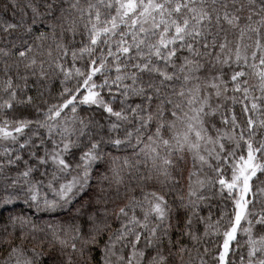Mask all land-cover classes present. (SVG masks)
<instances>
[{
  "label": "snow or ice",
  "instance_id": "snow-or-ice-1",
  "mask_svg": "<svg viewBox=\"0 0 264 264\" xmlns=\"http://www.w3.org/2000/svg\"><path fill=\"white\" fill-rule=\"evenodd\" d=\"M11 3L13 19L0 21V31L17 37L0 48V139L18 150L13 156L6 148L0 160V264H192L193 250L181 240L199 245L210 232L222 239L212 264H235L238 232L247 237L240 264H264V207L254 204L264 201V187L252 183L264 176V0ZM49 72L62 77V102L49 104L35 124L59 139L51 149L31 137L19 143L33 123L15 118L35 107L29 74L51 83ZM213 97L238 103L239 113L222 112ZM78 106L115 120L100 124ZM217 113L223 127L213 122ZM121 128L122 137L112 135ZM25 148L28 159L19 154ZM210 187L227 194L231 211L205 223L201 235ZM38 233L59 245L54 256L28 246ZM208 252L196 247L198 264H208Z\"/></svg>",
  "mask_w": 264,
  "mask_h": 264
},
{
  "label": "trees",
  "instance_id": "trees-1",
  "mask_svg": "<svg viewBox=\"0 0 264 264\" xmlns=\"http://www.w3.org/2000/svg\"><path fill=\"white\" fill-rule=\"evenodd\" d=\"M21 3L24 2V0H20ZM13 11L12 8V3L11 0H0V21L3 20H12V16L11 13ZM14 22V21H13ZM230 39H232V36L230 35L229 37ZM25 39H27V37H25ZM77 39H79V37H77ZM5 41H17V37L15 34H13L12 36H8L5 32L0 31V48H4V47H11L10 44L5 43ZM245 42L247 43L248 41L245 40ZM187 53L185 52V55ZM14 59V58H13ZM8 63L11 64L12 60H8ZM78 66H79V62H78ZM2 67L3 64L0 63V75H2ZM171 70V69H170ZM17 71V69L12 68L10 74H13ZM20 75H24L25 71L23 69V66L21 65L20 69ZM49 75L51 76V83H45L44 81H37L36 77H33L29 74V78H28V84H29V91L28 94L33 96V104L35 105V107H30L27 109H18L17 110V116L15 118H27L31 121H33V123L24 130V133L21 134L19 143H23L24 139L27 137H31L32 138V143L39 145L40 140H43L45 145L51 149L53 147L52 143H51V139H59V136L54 134L51 138L48 136L47 133V129L42 128V127H38L35 124V121L40 120L43 121L44 120V111L46 110L47 106L49 104H54V103H58V102H62L60 100L59 97V93L62 90V86L59 83V80L62 79V77H57L55 75H52L51 72H49ZM114 75V73H113ZM201 75H203V73H201ZM15 80V77H14ZM17 83H22L21 81H16ZM249 83L250 84H256L257 81L254 78H250L249 79ZM34 85H42L41 87L38 88H34ZM68 87H72V84L69 83L67 85ZM229 96L232 95L231 92L228 93ZM107 99V97H106ZM239 99V96H238ZM133 100L130 99L129 103H132ZM139 102V101H136ZM213 105L219 103L222 105L221 107V111L224 113H228L229 110H235L237 113H239L240 111V105L237 104H233V102L229 99V100H225L223 98L217 99L216 97H213L212 100ZM114 108H119V102L117 101L114 105ZM39 108L40 111L38 112L36 109ZM77 112L80 116L82 117H87L89 119H94L95 121L99 122L100 124H107L110 122H113L115 120V118H109L108 115L106 113H104L101 109L99 108H92V109H82L81 107L78 106L77 108ZM66 114L67 116H71L72 113L70 112V110L65 109V113H62V115ZM11 115V114H10ZM221 121V117L220 114L217 113L216 114V118L213 121L214 123H216L217 127H223V124L220 122ZM78 126V125H77ZM34 133L38 134V138L36 135H33ZM112 135H123V128H121V130L119 131V133H113ZM73 139H75V137H72ZM134 142V141H133ZM227 146V145H226ZM10 149L11 150V155H16L17 150H18V144L10 142V141H4V142H0V160L5 159V149ZM38 151L39 154H42L43 148L42 147H38L36 149H33ZM107 151H111L113 155L115 156H129L131 157L132 153L130 149H125V150H121V151H114L112 149H107ZM27 152H28V148H25L24 150H20L19 154L24 158V159H28L27 156ZM32 161H30L31 163ZM23 169V163L20 162L18 167L17 166H12V171L15 172L17 170H22ZM208 175H214L212 172H210L208 169L204 170ZM186 175V173H185ZM257 176L260 177L259 180H256V178H253L252 183L254 185L259 184L261 187H264V176H261L260 173H257ZM39 178V177H37ZM186 183V182H185ZM133 187H135V185H133ZM44 191H48L47 188L43 189ZM156 190H160L159 186L156 187ZM165 192H168V189L165 188L164 189ZM186 192V187L184 188L183 191H177L176 195H182L185 194ZM206 197H208V199L205 201V204L202 206L201 208V215L208 217L209 213H211V217L209 220L205 221V222H201L197 225V231L199 234H203L204 232V226L205 223L207 224H211L212 222L216 221L218 217H220L222 212H229L231 211V202L227 199V194L225 193V195L222 197L218 194V190L216 187H210V188H206L204 193H203ZM136 195H139V191L137 190ZM49 197L52 198L51 193H49ZM166 198L169 201V204H172L173 199L175 198V196L171 193H169ZM123 201H118L117 203H122ZM255 204V209L259 210L260 208L264 207V201H262L259 197H257V199L254 202ZM17 207H23V205L21 203H17ZM109 207H111V205H109ZM173 207H175L173 205ZM7 213L5 212L4 215H6ZM137 214L139 215V209L137 210ZM41 219H51L50 217L44 215L41 217ZM3 221H0V223H2ZM110 223L112 224V228H118L119 227V223L115 222V221H111ZM242 225L243 226H247L246 224H244V222L242 221ZM37 235V239L36 240H31V238H29L28 241H26V243L28 244V246H35L38 248V250H43L46 254H50V255H55L56 251L59 249V245L56 244L53 240H52V236L50 233H48L47 235H45L44 233H38ZM246 236L242 233V232H238L237 235V241L239 242V247H236V242H233V249H234V254L231 255V259L235 260V264H240V258L241 256H244V258L246 259V245H245V240H246ZM44 241L43 244H41L40 242ZM52 243V248L48 247L49 243ZM181 244H187L189 248H191L192 254H191V258H192V264H198V258L196 255V247H199L200 252L203 253V248L204 246H207L209 249V252L207 255L204 256V259L208 261V264H212V258L216 255L217 252V248L220 244H222V239L218 234H212L210 232V234L208 236L203 237L201 243L199 245H193L189 240L187 239H182L181 240ZM127 249L125 250V255H127ZM3 254H4V249L0 248V259L3 258ZM44 260V264H50L49 260L47 258H42ZM185 261L187 262L189 259V256L187 253H185V257H184Z\"/></svg>",
  "mask_w": 264,
  "mask_h": 264
},
{
  "label": "rangeland",
  "instance_id": "rangeland-1",
  "mask_svg": "<svg viewBox=\"0 0 264 264\" xmlns=\"http://www.w3.org/2000/svg\"><path fill=\"white\" fill-rule=\"evenodd\" d=\"M5 140L0 139V142H4ZM238 235V234H237Z\"/></svg>",
  "mask_w": 264,
  "mask_h": 264
}]
</instances>
